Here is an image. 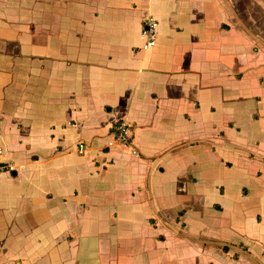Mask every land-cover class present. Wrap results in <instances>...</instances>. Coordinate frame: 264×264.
I'll return each instance as SVG.
<instances>
[{
    "label": "crops",
    "instance_id": "0c3cea01",
    "mask_svg": "<svg viewBox=\"0 0 264 264\" xmlns=\"http://www.w3.org/2000/svg\"><path fill=\"white\" fill-rule=\"evenodd\" d=\"M0 166V264H264V0H0Z\"/></svg>",
    "mask_w": 264,
    "mask_h": 264
},
{
    "label": "built area",
    "instance_id": "2783aa9c",
    "mask_svg": "<svg viewBox=\"0 0 264 264\" xmlns=\"http://www.w3.org/2000/svg\"><path fill=\"white\" fill-rule=\"evenodd\" d=\"M158 32V21L149 16L145 18L142 22V32L141 36L143 39V44L140 48L142 50H149L156 45ZM112 133L117 144L122 147L131 149L133 154H136L134 149H132V136L133 129L132 126L126 122H116L112 127ZM83 147L79 148V154H83ZM3 166H0V171L4 170Z\"/></svg>",
    "mask_w": 264,
    "mask_h": 264
},
{
    "label": "rangeland",
    "instance_id": "374dc122",
    "mask_svg": "<svg viewBox=\"0 0 264 264\" xmlns=\"http://www.w3.org/2000/svg\"><path fill=\"white\" fill-rule=\"evenodd\" d=\"M223 224V223H222ZM252 254H254V252H252Z\"/></svg>",
    "mask_w": 264,
    "mask_h": 264
}]
</instances>
